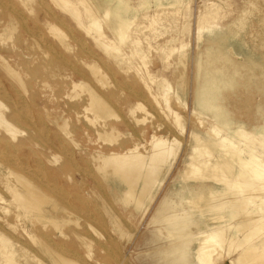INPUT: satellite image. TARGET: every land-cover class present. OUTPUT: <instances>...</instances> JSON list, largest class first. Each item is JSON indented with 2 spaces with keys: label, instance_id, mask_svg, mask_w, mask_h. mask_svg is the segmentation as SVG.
I'll return each mask as SVG.
<instances>
[{
  "label": "bare ground",
  "instance_id": "obj_1",
  "mask_svg": "<svg viewBox=\"0 0 264 264\" xmlns=\"http://www.w3.org/2000/svg\"><path fill=\"white\" fill-rule=\"evenodd\" d=\"M31 1L0 0V37L13 38L16 28L20 25L30 35L29 37L33 41L30 44L35 42L45 45L42 56L27 50L21 49L19 51L20 46L18 44L21 40L15 41L14 38L12 39L14 41L10 40L4 44V48H0V74L4 76V78L0 76V165L5 166L7 173L14 180V183H7V189L11 193L12 199L7 200L0 194V202H7L9 208L6 210L12 211L11 218L7 219V222L12 224L13 218L25 216L28 217V223L36 229L50 228V225L58 228L60 223L56 219L62 215L59 213V208H64L68 214L67 221L72 220L70 218L72 211L67 209L64 203L66 205L73 203L69 198L73 195L77 197L79 204L87 206L80 210L85 213L84 216L91 215L93 207L89 202L87 205L86 199L82 196V192L87 188H83L75 180L74 174L78 170L75 152L77 151L82 155L86 153L85 147H79L76 136L85 134L94 127L96 133H99V136L104 139V141L101 140L103 143L105 140V143L108 141L113 143L120 138L121 141L117 143L116 147L97 150L96 153L89 156L90 159L92 158L93 170L84 167L85 165L83 167L79 165V168L82 167V171L91 177L93 184L95 183L100 188L107 187L116 198L126 205L133 204L139 208L145 202H148V205L152 204L163 181L164 173L162 171L166 169L168 173L172 168V164L167 163L170 157L176 155L178 139L174 138V140L168 141L153 135L150 141V150L143 152L140 148H143L145 143L134 140L132 144L128 145L129 133L121 132L112 124L108 125L105 119H102L113 114L110 107L111 102L108 98L99 95L92 86L84 82L72 83L74 89L79 86L85 89L86 93L82 96L70 93L68 97V94L65 96L64 93L55 92L56 87L48 77L59 75L70 66L81 71V73L84 71L83 74L88 72L87 75H95L104 84H108V81H105L107 75L105 78L99 65L92 60V56H94L92 47L93 43L95 46H103L107 53H114L112 54L114 56L116 55L115 44L113 41L106 40L101 20L92 14L86 0H49L50 3L55 2L57 6H61L60 10L65 12L53 13L50 17L39 12L44 11V9H48L50 12L51 8H48L46 1L38 0V4L35 6L37 10ZM101 1L103 3L106 0ZM115 1L117 7L114 8L113 12L127 17L130 9L128 1ZM106 6L110 5L107 4ZM30 18L36 24L33 31L28 26ZM55 19L65 23L66 21L73 22L76 27L80 26L84 31L96 34L91 35L90 33L88 35L86 33L85 36L90 37L86 38L78 30L72 33L73 39H77L82 47L77 56H71L67 49L69 47L68 39L58 29L59 22H56L58 23L56 25ZM200 23L203 26L199 27V31L205 28L213 30L211 24L208 25L205 22L208 25L206 26L202 22ZM241 23L243 24V21ZM40 25H46L47 32L42 30ZM215 26L216 24H214ZM76 27L74 28L76 29ZM116 30L121 35L120 37L125 36L124 26L121 23L118 24ZM48 32L52 33L51 36L48 35ZM230 34L236 35L237 32L232 29ZM24 39L26 40V37ZM97 49L99 48L97 47ZM183 55L185 54L183 53ZM183 55L182 58L184 59ZM195 59L196 82L191 115L194 121L206 128V132L197 129L188 132L192 144L188 153L189 162L184 178L185 180H192L196 184L186 183L188 186L185 187V184L178 192L168 190L150 219L154 227L165 234L171 242L169 247H164V249L160 247L159 249L161 252L163 251L161 261H164L161 264H216L215 256H220L218 249L228 237V230L232 229L229 233L230 239H232L231 237L238 239L244 228L250 230L251 228H248L253 226L254 230H258L260 225L256 224V221L261 216L264 218V213L261 216L258 214L261 211L264 212V197L258 198L264 193V155L258 151L259 147L255 146L258 143L257 145H261L264 151V139L260 138L255 141V137L247 132H242L244 124L234 121L229 116L227 107L222 103L224 92L227 89H235L239 79L244 82L252 81L255 73L261 77L259 84L261 89H264V55H260V63L251 58H248L244 64L239 63L234 58V53L224 47V42H218L207 44L205 52L199 53ZM104 62L107 67L112 68L113 60L106 58ZM253 81L255 82V80ZM79 89L81 90V88ZM244 89L246 90V88ZM258 89L260 91V88ZM169 90L170 84H166L164 97L167 103L170 100ZM53 95H57V108L61 107L60 101L65 100L64 103L68 106V117L59 120L60 117L42 107L41 102H45L44 99H49ZM154 101L156 102V100ZM167 107L169 108V106ZM137 109L145 108L140 103L134 104L130 108V117L138 123L143 118L137 116ZM258 110L264 114V103L258 106ZM174 113V122L181 127V131L185 130L181 117L177 112ZM201 114L211 119L210 126H207V120ZM48 119L52 121V127L48 126ZM70 119L72 122L75 119L72 128H70ZM79 120L84 122L81 127L77 126ZM257 129L262 132V135L264 134V127L261 126ZM226 130L233 133L236 138L229 137L224 133ZM46 150H54L55 152L52 156H47ZM95 170L99 172L101 179L94 176ZM258 184L262 188H259ZM90 189L93 191L94 188L91 186ZM248 190L251 192L249 193ZM255 191L263 192L256 194ZM237 192L249 193V196L245 194L244 196L247 197L243 196V198L236 195ZM55 195L60 196V199L63 200L61 201ZM102 205H104L106 210L104 213L108 215L114 232L126 235L127 232L119 212L112 210L106 204ZM76 218L74 221L78 225L80 224L83 229L94 228L89 221L90 219L81 223L78 215ZM194 225L199 229L194 230ZM78 234L83 237L84 232L81 231ZM98 235L101 236L102 240L109 237L99 233ZM66 236L61 228L52 234H36V242L39 243L40 249L52 261V264H78L74 259L69 258L56 242L58 238L65 237L66 239ZM241 236L243 237V235ZM244 236L249 240L259 237V235L254 236L250 231H246ZM193 241L198 243L196 249L192 248ZM234 242L236 243V241ZM16 243H18L16 239H10L0 233V255L5 258L4 264H18L15 258L16 251L13 248ZM240 244L243 246L246 244V246L236 260L238 264H264V239L252 244H247V241L245 243L239 242ZM158 253L155 256H159ZM32 256L38 259L37 253ZM246 258H249V261L241 263ZM159 262L156 264H160Z\"/></svg>",
  "mask_w": 264,
  "mask_h": 264
},
{
  "label": "rangeland",
  "instance_id": "obj_2",
  "mask_svg": "<svg viewBox=\"0 0 264 264\" xmlns=\"http://www.w3.org/2000/svg\"><path fill=\"white\" fill-rule=\"evenodd\" d=\"M44 1H46L48 8L50 7L51 9L50 12L48 9H44L47 14L49 13L48 15L45 14L44 11H39L42 15L50 17L53 13L58 14L64 12V10H60L62 7L60 6V8L57 6L55 2L52 4L49 0ZM86 1L88 2L92 14L101 20L106 40L113 41L115 44L116 55L114 56L112 55L114 53H107L103 49V46H95V43H93L92 47L94 51L92 60L99 65L100 71L105 78L107 75L108 79L106 78L105 81H108V84H104L98 77L96 78L95 75H87L89 74L88 72L83 74L84 71L81 73V71L70 66L69 68H65L66 70L62 71L59 75L48 77L56 87L55 92L58 91L60 94L64 93L65 96L68 94V97L70 93L76 94V96H82L86 93L85 89L81 86L74 89L72 83L84 82L92 86L99 95L108 98L111 102L110 107L113 114L102 119H105L108 125L112 124L121 132H128V145L132 144L134 140L140 141L143 144L145 143V146L140 148L143 152L150 150V141L153 135L155 137H162L168 141L177 138L179 141L177 144L179 145L176 144V155L170 157L167 163L172 164V168L168 173L166 169L162 171V173L167 174L165 175L166 177L163 174V181L160 184L157 196L152 204L148 205V202H145L139 208L133 204L126 205L123 201L116 198L113 192L107 187L100 188L95 185V183L93 184L91 177L81 169L85 165L84 167L93 170L92 158L90 159L89 156L96 153L97 150L106 149L107 147H116L117 143L121 141L120 138L113 141V143L108 141L110 144L108 142V144L105 143L106 140L103 143L101 141L103 138L99 136V133H96L94 127L92 130L90 129L89 132L76 136L79 147H85L86 153L82 155L77 151L75 152V162L78 166V170L74 174L75 180H77L83 188H87L82 192V196L86 199V204L89 205L90 203L93 207L92 213H90L91 215L84 216L85 213L80 210L87 206L79 204L77 197L73 195L69 197L73 203H67V205L64 203L65 207L72 211V216L70 217L72 220L67 221L66 219L69 218L68 214L64 211V208H59V213L62 215L56 220L60 223V227L56 228L54 225H50V228L36 229L32 227V224L28 223V217L25 216L13 218V223L9 224L7 219L11 218L10 215L12 211L6 210V208H9L7 202L1 201L0 222L1 224L3 222V225L0 224V233L10 239H16V242L18 241V243H16L17 246L14 245L13 247L16 251L15 258L18 264H52V261L46 257L45 253L40 249L39 243L36 242L35 237L36 234L55 233L60 228L67 236L66 239L65 237L62 239L58 238L56 242H58L57 244L60 246V249L63 248V251L68 257L74 259L78 264H156L158 261H160L159 263L161 264L164 261H161L163 251L161 252L159 249L160 247L161 249L167 246L169 247L171 242L165 234L154 227L150 219L161 199L168 193V190L171 189L173 192H178L186 183L196 184L194 181L185 180L184 178L189 162L188 153L190 152L192 144L188 137V132L192 129L206 132V128L194 121L191 115L196 82L195 58L199 53L205 52L207 44L224 42V47L234 53V58L239 63H246L245 61H247L248 58L259 62L260 55H264V0H127L130 5L127 17L113 12L114 8L117 7L115 6L117 5L115 0H106L103 3L101 0ZM31 3L36 9L35 6L38 4V0H32ZM107 4L110 6H106ZM241 21H243V24ZM56 22H59V24ZM200 22H202V24H205V22L208 25L211 24L213 30L211 31L205 28L203 29L204 31H199V27L203 26L200 25ZM55 23L56 25L58 24V29H60L68 39L69 47L67 49L71 56H77L82 47L77 39H73L72 33L78 30L82 36L86 38H90L88 36L90 33L91 35L96 34L94 32L88 33L84 31V29H81L80 26H78L79 28L76 27V24L73 22L66 21L65 23L64 21L60 22L55 19ZM119 23L124 26L125 36L123 38L120 37L121 35L117 33L118 31L116 30ZM207 24L205 25L208 26ZM214 24H216L217 27H214ZM35 25L36 24L30 18L28 20V26L31 31L34 30ZM40 26H42V30L47 32L48 28L46 25ZM73 26L76 27V29ZM219 28L220 30H218ZM232 29L237 32L236 35L230 34ZM48 31L50 32L51 30ZM26 32L27 31L20 25L16 28L13 38L15 41L21 40L18 44V46H20L18 50L20 51L22 49L23 51L36 52L42 56L45 50L44 43L40 44L34 42L35 44H30L33 41ZM49 32L48 35L51 36L50 34L52 33ZM86 33L88 34L87 36H85ZM23 36L26 37V40ZM13 38L0 37V48H4V44H7ZM97 47L99 49H97ZM182 52L185 55H183ZM106 58L113 60L111 64L112 68L105 65L104 61ZM0 76H3V74H0ZM241 80L242 79H239V85L237 84L238 87L236 86L237 89H227L224 92L225 95L223 96L222 103L227 107L229 116L234 121L244 124L242 132L249 133V135L256 138L255 141H258L257 139H264V134L262 135V132L257 129L261 126L264 127V114H261L258 110V106L264 103V89L262 88L263 92H261L262 89L259 84L261 77H259V74L255 73L252 77V81L244 82L242 80V82ZM253 80H255V82ZM166 84H170V90L168 92L170 100L168 103L165 101L164 97ZM254 85L256 88H254ZM79 88H81V90ZM185 88L187 93L186 90H184ZM258 88H260V91ZM256 89L258 90L256 91ZM145 91L146 93H144ZM132 92L134 93L133 95ZM56 96L57 95H53L49 99H44L45 102H41V105L44 109L51 111L55 116L60 117H57L59 120H62L69 116L68 106L64 103L65 100H62L60 101L61 107L57 108L58 100ZM154 100H156V102ZM137 103H140L145 108L141 110L137 109L136 111L137 116L143 118V120H141L142 122L139 121L140 123H137V121H134L130 117V108ZM167 106H169V108ZM174 112H177L181 117L182 122H184L185 130L181 131V127L179 125L177 126L176 122H174ZM35 114H37V112ZM202 116L207 120V126H210L211 119L206 115ZM47 122H49L48 126L52 127V121L48 119ZM73 122L72 120L69 122L71 125L70 128H72ZM83 123V121L79 120L77 121V126L81 127ZM155 126L156 129H154ZM224 133L231 138H236L233 133L228 130L224 131ZM257 144L258 143H256L255 146L259 147L258 151L264 155L261 145ZM54 152V150L45 151L47 156H52ZM79 165L82 167L79 168ZM94 176L101 179V175H99L97 170H95ZM11 182L14 183L13 177L7 173L5 166L0 165V194L7 200L12 199L11 193L7 189V183L9 184ZM91 186L94 188L93 191H91V189L89 190ZM186 186H188V184H186L185 187ZM258 186L262 188L260 187L261 185L258 184ZM261 192L258 191L256 194ZM249 193L245 194L249 196ZM235 194L240 197L245 195L243 192H237ZM56 197L58 199L61 198L60 196ZM99 197L102 200H99ZM261 197H264V193L258 198L261 199ZM257 201H259V199ZM102 204H106L111 207L112 210L119 212L124 229H126L127 232L126 235H121L120 232H114V228L112 229L113 226L108 220V215H105L106 210ZM251 207L254 206L251 205ZM263 213L264 212L261 211L258 214L261 216ZM76 215L80 217L81 223H84L86 219H90L89 221L94 228L83 229L80 224L78 225V223L74 221L77 219ZM259 218L256 221V224L260 225L258 230H254L253 226H248V229H251L246 230L247 228H244L245 231L243 230V232L239 234L240 237H238V239L237 237L235 238L236 240L233 237H231L232 239L229 238V233L232 229L227 231L228 240L225 238L223 245L219 247L218 252L220 256H215L216 264H238L236 260L246 246V244L245 246H243V244L239 245V242L245 243V241H247V244H252L264 239V218H262V216ZM174 228H176V226H174ZM193 228L194 230L199 229L196 225H194ZM54 229L56 230L54 231ZM39 230H41V233L36 232ZM81 231L84 232L83 237L78 234ZM96 231L101 235L109 237L106 240H102L101 236L98 235ZM246 231H250L254 236L259 235V237L254 239L250 238L249 240V238L247 239L245 237L246 235L244 236ZM155 234L157 237L154 236ZM241 235H243V237ZM233 240L236 241V243ZM197 245L198 243L196 241L192 242L193 249H196ZM73 247L75 248L73 249ZM157 252H159V256H155ZM35 253H37L38 259L32 256L35 255ZM246 259L241 263L249 261V258ZM4 261L5 258L0 255V264H4Z\"/></svg>",
  "mask_w": 264,
  "mask_h": 264
}]
</instances>
